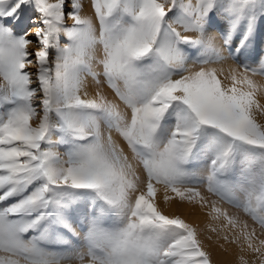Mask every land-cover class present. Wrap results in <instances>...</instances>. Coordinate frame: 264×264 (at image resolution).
I'll return each mask as SVG.
<instances>
[{
	"label": "snow or ice",
	"instance_id": "obj_1",
	"mask_svg": "<svg viewBox=\"0 0 264 264\" xmlns=\"http://www.w3.org/2000/svg\"><path fill=\"white\" fill-rule=\"evenodd\" d=\"M161 188L264 264V0H0V264H213Z\"/></svg>",
	"mask_w": 264,
	"mask_h": 264
},
{
	"label": "bare ground",
	"instance_id": "obj_2",
	"mask_svg": "<svg viewBox=\"0 0 264 264\" xmlns=\"http://www.w3.org/2000/svg\"><path fill=\"white\" fill-rule=\"evenodd\" d=\"M164 191L161 188L157 192V201L160 207L168 215H180L187 222L197 227L203 233V239L206 248L212 255L214 264H230L239 260V248L236 245L228 244L222 239L217 238V234L212 232L213 227L219 230L220 222L213 221L208 215L207 208H201L199 205L180 203L178 200L164 202ZM169 195H172L169 193ZM186 217V218H185ZM211 237V239H208ZM250 264H259L255 256L246 255Z\"/></svg>",
	"mask_w": 264,
	"mask_h": 264
},
{
	"label": "rangeland",
	"instance_id": "obj_3",
	"mask_svg": "<svg viewBox=\"0 0 264 264\" xmlns=\"http://www.w3.org/2000/svg\"><path fill=\"white\" fill-rule=\"evenodd\" d=\"M85 14H90V11L88 9H85ZM186 218V217H185ZM215 262H213L214 264ZM230 264H239V260L231 262Z\"/></svg>",
	"mask_w": 264,
	"mask_h": 264
}]
</instances>
